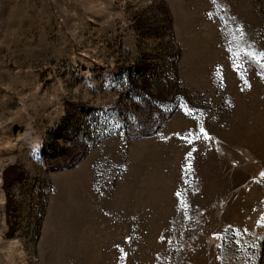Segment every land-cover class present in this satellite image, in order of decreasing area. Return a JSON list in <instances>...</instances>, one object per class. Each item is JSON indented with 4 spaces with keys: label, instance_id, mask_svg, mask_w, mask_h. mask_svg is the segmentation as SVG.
Masks as SVG:
<instances>
[{
    "label": "rangeland",
    "instance_id": "rangeland-1",
    "mask_svg": "<svg viewBox=\"0 0 264 264\" xmlns=\"http://www.w3.org/2000/svg\"><path fill=\"white\" fill-rule=\"evenodd\" d=\"M260 54L264 0H0V264H264Z\"/></svg>",
    "mask_w": 264,
    "mask_h": 264
},
{
    "label": "snow or ice",
    "instance_id": "snow-or-ice-1",
    "mask_svg": "<svg viewBox=\"0 0 264 264\" xmlns=\"http://www.w3.org/2000/svg\"><path fill=\"white\" fill-rule=\"evenodd\" d=\"M248 55H255V54L254 53H249ZM260 58L262 60H264V54H260ZM200 132H204L203 128L200 129ZM205 135H206V133H205ZM189 137H196V138H198V136H197V134L195 132H188L186 134V138H189ZM178 195H179V193H178Z\"/></svg>",
    "mask_w": 264,
    "mask_h": 264
}]
</instances>
